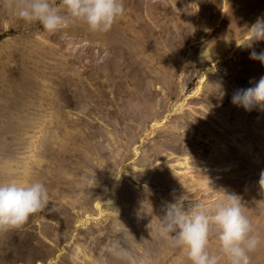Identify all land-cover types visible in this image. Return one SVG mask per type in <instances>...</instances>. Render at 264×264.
I'll use <instances>...</instances> for the list:
<instances>
[{
    "label": "rangeland",
    "instance_id": "374dc122",
    "mask_svg": "<svg viewBox=\"0 0 264 264\" xmlns=\"http://www.w3.org/2000/svg\"><path fill=\"white\" fill-rule=\"evenodd\" d=\"M122 3L107 32L73 21L50 34L0 0V183L48 192L0 231V264H190L159 234L164 209L225 194L261 239L250 264H264V108L232 103L264 77L250 59L264 41L240 46L264 0Z\"/></svg>",
    "mask_w": 264,
    "mask_h": 264
},
{
    "label": "clouds",
    "instance_id": "9594fccd",
    "mask_svg": "<svg viewBox=\"0 0 264 264\" xmlns=\"http://www.w3.org/2000/svg\"><path fill=\"white\" fill-rule=\"evenodd\" d=\"M3 3L26 24L37 23L50 34L73 21L84 23L92 32H107L124 11L122 0H61L63 12L49 0H3ZM247 30L248 38L241 47L252 48L264 41V19L257 18ZM250 59L264 64V51H251ZM232 103L245 110L264 108V77L254 86L237 90ZM47 201V189L39 181L0 183V231L22 227ZM258 203L264 206V200ZM242 208L241 199L235 194H225L221 200L190 208L178 198L165 207L159 234L171 246L180 248L190 264H222V261L250 264L249 253L256 250L261 239L254 234L252 222ZM213 238L218 244L217 252L210 251ZM115 248L120 249L116 251L118 257H127L118 243Z\"/></svg>",
    "mask_w": 264,
    "mask_h": 264
},
{
    "label": "bare ground",
    "instance_id": "6f19581e",
    "mask_svg": "<svg viewBox=\"0 0 264 264\" xmlns=\"http://www.w3.org/2000/svg\"><path fill=\"white\" fill-rule=\"evenodd\" d=\"M130 165V164H129ZM123 170H124V167H121L120 168V173H122L123 172ZM118 178H116L114 181H113V183H112V185H111V188H110V194H111V198L112 199H114L115 198V196H116V190H117V188H118ZM111 203V200H107V201H105V203H104V205H109ZM97 205V207L99 208V209H101L102 208V203H97L96 204ZM89 221V217H84V218H80V219H78V225L79 226H85L86 224H87V222ZM39 264H41V263H39Z\"/></svg>",
    "mask_w": 264,
    "mask_h": 264
},
{
    "label": "trees",
    "instance_id": "16d2710c",
    "mask_svg": "<svg viewBox=\"0 0 264 264\" xmlns=\"http://www.w3.org/2000/svg\"><path fill=\"white\" fill-rule=\"evenodd\" d=\"M7 34L6 33H3L0 35V39L3 38L4 36H6Z\"/></svg>",
    "mask_w": 264,
    "mask_h": 264
},
{
    "label": "water",
    "instance_id": "95a60500",
    "mask_svg": "<svg viewBox=\"0 0 264 264\" xmlns=\"http://www.w3.org/2000/svg\"><path fill=\"white\" fill-rule=\"evenodd\" d=\"M49 263V262H48Z\"/></svg>",
    "mask_w": 264,
    "mask_h": 264
}]
</instances>
